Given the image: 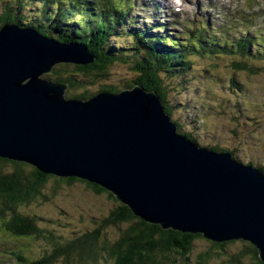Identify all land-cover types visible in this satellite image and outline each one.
Instances as JSON below:
<instances>
[{
    "label": "water",
    "instance_id": "obj_1",
    "mask_svg": "<svg viewBox=\"0 0 264 264\" xmlns=\"http://www.w3.org/2000/svg\"><path fill=\"white\" fill-rule=\"evenodd\" d=\"M94 61L84 44L0 27V157L98 184L164 229L250 241L264 260V173L181 135L154 91L67 98L43 77Z\"/></svg>",
    "mask_w": 264,
    "mask_h": 264
},
{
    "label": "trees",
    "instance_id": "obj_2",
    "mask_svg": "<svg viewBox=\"0 0 264 264\" xmlns=\"http://www.w3.org/2000/svg\"><path fill=\"white\" fill-rule=\"evenodd\" d=\"M28 1L3 0L0 6V27L11 23L20 28L35 30L60 42L81 43L95 56V61L91 64L73 65V69L68 64H59L52 73L46 75L52 82L67 83L73 89V95L69 98L88 99L97 94L98 92H90V83L100 78H108L113 64H128L134 76L125 81V87L132 89L142 86L147 91L156 92L161 97L165 113L177 124L178 132L200 144L194 133L187 130L180 120L172 119L176 106L171 99V93L174 90L175 93L178 92L173 81L183 83L184 76L191 68L189 55L197 52L219 53V49L211 42H205L206 38H213L210 33L201 30L194 34L189 29L188 37L185 38L184 34L174 37L165 33L148 34L147 29L143 28L129 29L135 22L127 17L126 5L120 0H37L43 2L42 7L34 11L35 18L31 19V11L27 10L25 3ZM71 27L72 30L69 31ZM123 31H126L125 35L135 49L130 50V45L126 47L114 41L116 35L121 36ZM189 38L191 39L187 40ZM252 40L256 39L239 37L225 53L235 52L246 59L251 58L253 55L250 54L249 45ZM260 52L263 53L264 50L261 49ZM232 69L246 71L251 75L260 73L244 61H233ZM231 82L240 89L234 78ZM121 90V87L108 85L103 86L100 91L116 93ZM210 149L222 151L217 146ZM261 168L264 171V167ZM51 181L54 184L53 191L61 184L84 182L97 194L106 193L113 197V207L98 220L95 219L91 229L79 231L68 238L54 233L53 229H44L37 224V219L18 213L16 208L40 200L43 188L47 183H52ZM43 198L47 199L44 196ZM6 210L14 213L13 218L6 223L8 234L22 237L18 248L11 254L7 253L12 256V264H191L193 258L198 264H207L212 254L209 251L213 249L193 256L194 245L199 238H205L214 247L238 240L218 242L206 238L201 232L164 229L159 223H151L137 216L127 204L98 184L76 177L44 174L28 163L0 157V215H4ZM111 227L118 230L113 237L107 233ZM41 240L46 242L45 247L49 249L46 248L44 254L39 256L31 246ZM246 244L242 252L236 251L230 257V261L243 263L242 256L250 253L254 258L253 264H264L259 249L251 242ZM0 264L6 262L1 260Z\"/></svg>",
    "mask_w": 264,
    "mask_h": 264
},
{
    "label": "rangeland",
    "instance_id": "obj_3",
    "mask_svg": "<svg viewBox=\"0 0 264 264\" xmlns=\"http://www.w3.org/2000/svg\"><path fill=\"white\" fill-rule=\"evenodd\" d=\"M3 0H0V6ZM152 0H139L132 15L138 20V26L146 28L145 18L158 13L152 9L149 13V6ZM159 3V0H154ZM184 7L181 8L186 13L183 16H189L191 10L199 12L198 1L201 0H183ZM214 3L219 2V10L226 12L229 5L234 7L230 14L221 17L220 15L208 14L203 16V20L212 18L214 26L205 33H210L211 38H206L205 42H211L215 48L219 49V53H192L189 55L191 68L184 76L183 83L173 81L175 90L171 93V99L175 103L176 109L172 119H178L187 128L194 133L198 138L201 147L217 146L222 151L215 152H230L232 157L241 162L242 165L251 166L253 168L264 167V37H254L252 29L255 24L264 27V0H211ZM260 2V3H258ZM27 6L29 18L33 19L34 11L42 7V1L29 0L25 2ZM229 4V5H228ZM154 6V5H152ZM51 8V5H49ZM162 14L167 15L160 17V23L170 22L167 19H172L174 13L169 10L166 14L165 8H162ZM218 9H207L206 12H218ZM175 10V9H174ZM213 10V11H210ZM177 11V10H175ZM182 11V12H183ZM235 16H231V14ZM201 14V12H200ZM182 17V15H181ZM198 19H194V22ZM182 22V20H181ZM180 21L177 23L179 27ZM151 23V22H150ZM147 23V24H150ZM172 26V28L177 29ZM72 30V27L68 29ZM158 34V29L155 30ZM126 33V31L124 32ZM213 33V34H212ZM264 35V30L261 35ZM188 34L185 35V38ZM239 37H253L255 47L251 51L253 57L246 59L243 56L225 53L230 49L231 43H235ZM191 38L187 39L190 40ZM114 40L113 38L111 39ZM116 43H121L122 46L132 47V42L127 39V36L116 35ZM244 61L247 65H251L258 70V74L251 75L246 71H238L232 69V62ZM66 64V63H63ZM68 67L73 69L74 64H69ZM56 67V66H55ZM54 67V68H55ZM70 73V72H69ZM48 74H44L46 77ZM108 78H100L88 85L92 94L99 92L103 86L114 85L127 89L125 81L131 80L134 74L130 70L128 64L115 63L111 66V72ZM181 76H183L181 74ZM186 78V79H185ZM239 84L240 89L232 85L231 79ZM175 93V94H174ZM73 95V89L67 87L65 96L69 98ZM239 105V107H237ZM227 151H226V150ZM224 150V151H223ZM30 171L29 167H26ZM29 168V169H28ZM263 173L264 171L261 170ZM52 183H47L43 188V196L40 200H35L32 203L22 205L16 208V211L25 214L29 217H34L40 227L44 229H53L56 234H63L65 237H70L93 227L95 219L106 214L114 204L109 194H97L92 189L88 188L84 182L75 181L71 185L61 184L55 191L52 190ZM59 192V193H58ZM113 194V193H112ZM114 195V194H113ZM70 198V199H69ZM77 198V199H75ZM79 198V199H78ZM73 200V201H72ZM13 211L6 210L4 215H0V261L4 260L6 264H12L11 255L5 253L4 248L12 251L18 248L22 243L21 238H15L9 235L6 223L13 218ZM118 232L116 227H111L107 231L109 236L113 237ZM16 239V240H15ZM43 242V243H42ZM246 242L238 239L224 246H211L205 238H199L194 245L193 256L205 250L213 249L210 259L207 264H253L254 258L252 254L243 255V263L230 261L232 255L240 253L246 247ZM46 242L40 241L31 248H35V252L41 256L46 251ZM198 250V251H197ZM237 251V252H236ZM196 257V256H195ZM9 259V260H8ZM8 261V262H7ZM198 261L193 258L191 264H198ZM184 264V263H183Z\"/></svg>",
    "mask_w": 264,
    "mask_h": 264
},
{
    "label": "bare ground",
    "instance_id": "obj_4",
    "mask_svg": "<svg viewBox=\"0 0 264 264\" xmlns=\"http://www.w3.org/2000/svg\"><path fill=\"white\" fill-rule=\"evenodd\" d=\"M170 3V2H169ZM196 135V134H195ZM59 193V192H58ZM70 199V198H69ZM75 199H77V198H75ZM79 199V198H78ZM73 201V200H72ZM47 234V233H46ZM14 235V234H13ZM45 235V234H44ZM15 236H16V234H15ZM30 237H33V236H30ZM15 238H17V236L15 237ZM20 238H22V237H20ZM26 238V237H25ZM39 238V237H38ZM47 238V237H46ZM45 238V239H46ZM18 239H19V237H18ZM23 239H24V237H23ZM33 239V238H32ZM16 240V239H15ZM20 240V239H19ZM29 240V239H28ZM31 240V239H30ZM243 240V239H242ZM21 241V240H20ZM34 241V240H33ZM43 241V240H42ZM246 241V240H245ZM24 242V241H23ZM43 243V242H42ZM4 251H5V253H10L11 254V252L13 251H10V250H8V249H6V248H4ZM27 251V250H26ZM198 251V250H197ZM11 259H12V257H11ZM47 259V258H46ZM9 260V259H8ZM8 262V261H7ZM18 262V261H17ZM19 263V262H18Z\"/></svg>",
    "mask_w": 264,
    "mask_h": 264
},
{
    "label": "clouds",
    "instance_id": "obj_5",
    "mask_svg": "<svg viewBox=\"0 0 264 264\" xmlns=\"http://www.w3.org/2000/svg\"><path fill=\"white\" fill-rule=\"evenodd\" d=\"M176 3L178 4V5H182L183 4V0H176ZM178 10H180V8H177Z\"/></svg>",
    "mask_w": 264,
    "mask_h": 264
}]
</instances>
